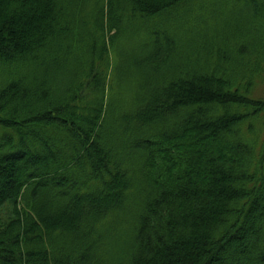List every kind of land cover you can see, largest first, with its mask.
Here are the masks:
<instances>
[{
  "label": "trees",
  "instance_id": "obj_1",
  "mask_svg": "<svg viewBox=\"0 0 264 264\" xmlns=\"http://www.w3.org/2000/svg\"><path fill=\"white\" fill-rule=\"evenodd\" d=\"M0 264H264V0H0Z\"/></svg>",
  "mask_w": 264,
  "mask_h": 264
}]
</instances>
